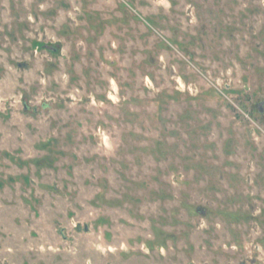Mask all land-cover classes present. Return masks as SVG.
Here are the masks:
<instances>
[{"label":"rangeland","instance_id":"374dc122","mask_svg":"<svg viewBox=\"0 0 264 264\" xmlns=\"http://www.w3.org/2000/svg\"><path fill=\"white\" fill-rule=\"evenodd\" d=\"M0 264H264V0H0Z\"/></svg>","mask_w":264,"mask_h":264},{"label":"water","instance_id":"95a60500","mask_svg":"<svg viewBox=\"0 0 264 264\" xmlns=\"http://www.w3.org/2000/svg\"><path fill=\"white\" fill-rule=\"evenodd\" d=\"M79 229H81V226H79ZM86 230H88V227H86Z\"/></svg>","mask_w":264,"mask_h":264}]
</instances>
